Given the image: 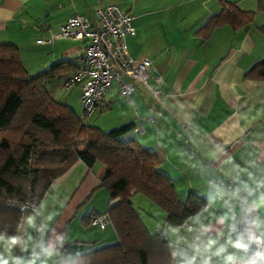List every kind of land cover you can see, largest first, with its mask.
I'll use <instances>...</instances> for the list:
<instances>
[{
    "label": "crops",
    "instance_id": "1",
    "mask_svg": "<svg viewBox=\"0 0 264 264\" xmlns=\"http://www.w3.org/2000/svg\"><path fill=\"white\" fill-rule=\"evenodd\" d=\"M138 1L123 7V0H2L0 45L17 47L31 76L55 65H70L62 79L48 87L57 99L55 85L61 86L77 71L82 44L55 41L41 45L38 41H49L75 14L96 23L97 9L115 5L134 17ZM145 1L155 10L153 28H148L146 19L134 24L136 34L127 39L132 51L128 43L127 47L132 58L152 62L150 80L160 95L154 98L137 85L131 100L125 101L114 82L89 125L108 133L134 128L140 118H152L154 123L144 125L143 136L133 132L129 137L159 156L160 171L173 181L181 202L190 194L206 202L207 211L201 212L203 223L225 213L243 218L244 226L258 216L264 218V208H250L251 201L264 192L256 183L264 179V81L246 77L264 60V1ZM225 2L252 13V24L244 29L218 26L209 35L200 32L221 13ZM73 95L81 105L80 86L73 89ZM67 100L64 104L70 107ZM104 175L100 164L88 169L77 162L54 181L37 211L23 210L17 233L22 244L12 254L26 264H76L78 257L118 245L111 222L102 229L91 221L115 205L100 188ZM245 182L254 195L243 190ZM237 188L241 191L234 198L232 192ZM142 197H132L135 212L150 234L162 232L156 224L166 219V214ZM29 217L34 221L32 227ZM213 226L222 227L215 221ZM25 241L28 248L22 250ZM45 249L54 250L51 258L45 257ZM170 252H175L179 261L186 249L173 243Z\"/></svg>",
    "mask_w": 264,
    "mask_h": 264
},
{
    "label": "trees",
    "instance_id": "2",
    "mask_svg": "<svg viewBox=\"0 0 264 264\" xmlns=\"http://www.w3.org/2000/svg\"><path fill=\"white\" fill-rule=\"evenodd\" d=\"M252 22V13L225 2L200 32L244 29ZM69 66L31 76L18 48L0 45V233L17 235L23 210L37 211L52 183L77 162L88 169L100 164L105 168L100 188L115 203L106 215L119 244L78 257L76 264H169V241L162 232H148L133 208V195L153 203L173 224L201 213L206 202L194 194L179 200L173 181L160 171L159 156L129 138L132 126L105 133L89 122L82 125L73 108L54 99L48 87ZM246 77L264 81V60Z\"/></svg>",
    "mask_w": 264,
    "mask_h": 264
},
{
    "label": "built area",
    "instance_id": "3",
    "mask_svg": "<svg viewBox=\"0 0 264 264\" xmlns=\"http://www.w3.org/2000/svg\"><path fill=\"white\" fill-rule=\"evenodd\" d=\"M96 23L75 14L69 17L45 45L55 41H72L82 44L79 65L75 73L67 77L61 88L70 91L81 87L80 121L87 124L98 112L106 93L114 82L118 83L122 98L130 101L137 85H141L154 98L160 95L158 88L149 84L152 62L148 58L130 56L127 39L136 34L134 17L112 5L95 11ZM159 83V82H158ZM133 132L145 134L144 125L154 123L152 118H140ZM94 226L104 229L110 224L107 215L92 220Z\"/></svg>",
    "mask_w": 264,
    "mask_h": 264
},
{
    "label": "clouds",
    "instance_id": "4",
    "mask_svg": "<svg viewBox=\"0 0 264 264\" xmlns=\"http://www.w3.org/2000/svg\"><path fill=\"white\" fill-rule=\"evenodd\" d=\"M250 178H251V174ZM257 187L264 188V179L256 182ZM243 190L249 196L255 194L246 182ZM241 189L233 190L232 196L238 197ZM252 211L264 208V192L251 201ZM204 211H207L205 208ZM213 221L222 227L214 229ZM33 218H28L29 227L33 226ZM243 218L238 219L235 214L225 213L213 217L207 224L202 222V213L186 218L180 224H173L166 219L156 224L164 238L171 244H179L186 252L176 261V253L172 252L169 264H264V218L256 217L245 225ZM30 239V237H29ZM18 235L9 236L0 233V264H26L19 256H14L13 249L21 245ZM28 242H23L22 250H27ZM53 249H45L46 258H51ZM27 264H35L29 261ZM46 264V261H45Z\"/></svg>",
    "mask_w": 264,
    "mask_h": 264
},
{
    "label": "rangeland",
    "instance_id": "5",
    "mask_svg": "<svg viewBox=\"0 0 264 264\" xmlns=\"http://www.w3.org/2000/svg\"><path fill=\"white\" fill-rule=\"evenodd\" d=\"M123 4H125V6H123V7H127L128 6V4H130L131 2H133V0H123ZM119 3V2H118ZM120 4V3H119ZM153 11H155L153 8H151V5L149 4V3H147L145 0H139L138 1V4L137 5H134V9H133V14H134V19H135V22H134V24L135 25H139L140 24V22H142V21H144L145 19L147 20V22H148V28H150L151 26H153L152 25V20H154V18H155V14L153 13ZM145 13H147V14H145ZM145 14V15H144ZM152 19V20H151ZM91 20V19H90ZM137 22V23H136ZM134 25V26H135ZM151 28H153V27H151ZM127 43H128V46H129V49H130V51H132L131 50V45H130V42L129 41H127ZM61 80V79H60ZM149 84L151 85V87L152 88H155L153 85H152V82H151V80H149ZM55 87H56V91H57V93H58V95H59V98H57L56 100H58L59 102H61V103H63L64 104V102H65V98L66 99H68L67 101V103H70V107L71 108H73V109H75L76 110V112L78 113V114H82V109H81V105L79 104V98H78V96L77 95H73V89L72 90H70V91H64L62 88H61V86H60V84L57 82L56 83V85H55ZM64 97V98H63ZM126 101V100H125ZM94 122V120H90L89 121V123H93ZM130 136V135H129ZM130 138V137H129ZM131 139V138H130ZM143 198V197H142ZM145 200V199H144ZM147 200V199H146ZM147 202V201H146ZM148 204H149V202H148ZM150 204H152V203H150ZM153 205V204H152ZM153 206H155V205H153ZM144 219L146 218V217H144V216H142ZM147 220V219H146Z\"/></svg>",
    "mask_w": 264,
    "mask_h": 264
}]
</instances>
